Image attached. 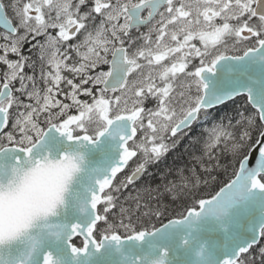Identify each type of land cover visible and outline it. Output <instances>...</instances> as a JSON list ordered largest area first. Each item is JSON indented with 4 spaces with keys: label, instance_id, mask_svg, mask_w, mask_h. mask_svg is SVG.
Returning <instances> with one entry per match:
<instances>
[{
    "label": "snow or ice",
    "instance_id": "1",
    "mask_svg": "<svg viewBox=\"0 0 264 264\" xmlns=\"http://www.w3.org/2000/svg\"><path fill=\"white\" fill-rule=\"evenodd\" d=\"M0 264H264V0H0Z\"/></svg>",
    "mask_w": 264,
    "mask_h": 264
},
{
    "label": "trees",
    "instance_id": "2",
    "mask_svg": "<svg viewBox=\"0 0 264 264\" xmlns=\"http://www.w3.org/2000/svg\"><path fill=\"white\" fill-rule=\"evenodd\" d=\"M186 146H187V140L183 141L181 143L180 148H178L175 152L169 155L165 163L171 167H185L191 165L192 163L191 156L189 155V152L185 151ZM161 167H164V165H161ZM221 179L222 180L226 179V176L222 174ZM165 203H169L170 209L175 210L180 202H177V204L174 205L170 201L166 200Z\"/></svg>",
    "mask_w": 264,
    "mask_h": 264
}]
</instances>
